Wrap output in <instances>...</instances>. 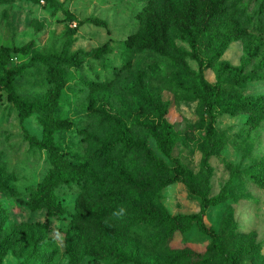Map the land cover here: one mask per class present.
Wrapping results in <instances>:
<instances>
[{"label":"rangeland","instance_id":"374dc122","mask_svg":"<svg viewBox=\"0 0 264 264\" xmlns=\"http://www.w3.org/2000/svg\"><path fill=\"white\" fill-rule=\"evenodd\" d=\"M233 1L242 11L245 33L241 39L219 49L207 36H196L190 43L183 33L170 28L174 52L164 56L152 51L132 53L123 44L137 28L136 16L146 0H0V47H7L10 56L8 86L13 98L30 108L23 116L9 98V90L0 86V264L69 263L63 240L79 187H56L58 210L53 215L47 217L43 208L31 210L27 201L50 159L45 149L31 146L26 136L42 138L41 105L48 88L44 65L33 55L77 49L84 53L81 63L66 69L54 108V115L69 119L71 127L53 131L52 140L64 157L86 164L91 195L123 166L134 177L162 185L140 193L125 188L128 203L121 208L147 204L169 214L194 213L200 207L197 191L211 196L228 190L235 196L203 213L204 223L219 236L223 254L195 226L165 239L163 226L139 224L122 237L133 259L119 263L85 256L76 264H264V185L250 177L259 174L264 183V119L251 128L245 112L222 111L227 96L264 103V11L260 0ZM105 42L107 53L98 58L90 55V49ZM198 77L222 88L210 109L198 98ZM88 82L99 84L92 93ZM159 105L166 106L163 117L172 129L167 155L139 124H159L154 110ZM209 112L213 144L205 137ZM122 132L140 141L142 148L122 155L118 143ZM102 141L113 142L115 148L96 153ZM158 161L165 169L154 167ZM177 164L189 171L190 186L181 179L168 180ZM249 242L256 245L253 253H234ZM183 251L187 255L182 259L169 260Z\"/></svg>","mask_w":264,"mask_h":264},{"label":"trees","instance_id":"16d2710c","mask_svg":"<svg viewBox=\"0 0 264 264\" xmlns=\"http://www.w3.org/2000/svg\"><path fill=\"white\" fill-rule=\"evenodd\" d=\"M259 8L264 11V0H260ZM138 26L127 34L123 40L126 50L132 53L152 51L159 55L171 56L174 48L170 42L169 29L172 28L183 33L188 42L199 35L207 36L221 49L232 40L241 39L245 29L242 24V11L233 0H160L155 5L152 0H146L143 7L137 13ZM92 22L103 24L102 21L92 19ZM26 51V47H23ZM109 51L105 42L90 49V55L95 58ZM7 47H0V86L9 90L11 98L19 112L26 116L30 113L29 106L22 101L13 98L8 86L10 68L6 66L10 58ZM84 53L77 49L72 53H52L48 55L34 54L33 58L44 65L43 77L48 88L41 105L42 114L40 126L42 130L41 140L26 136L31 146L46 150L50 159V166L40 182L34 188L27 201L31 210L45 209L46 216L53 215L57 209L54 191L58 185L76 184L79 187L74 199L73 212L69 216L64 233L63 246L69 263L76 264L81 257L90 259H113L123 263L133 259L132 252L122 240L123 235L133 226L139 224H158L165 228V239H169L174 232H185L195 226L201 233L209 236L211 247L219 254H223L221 241L217 232L207 226L203 220V213L209 206L217 205L234 197L228 190L219 191L207 196L203 191H197L200 197V207L194 213L169 214L164 210L156 209L147 204H127V199L122 190L130 189L134 193H140L151 189H158L162 185L158 181L149 178L134 177L123 166L118 168L116 176L109 182H102V189L95 195L89 192V183L85 177L86 164L73 162L58 151L52 140V133L58 129H69L71 121L67 118H58L54 115V108L58 104L59 91L65 83V72L70 67L80 65ZM264 66V57L261 58ZM199 88L198 98L207 109L212 106V98L222 93V88L217 84H208L202 78H197ZM89 92H94L99 84L88 82ZM101 85V84H100ZM90 97V96H89ZM155 113L160 118V123L139 122L149 131L158 149L167 155L172 129L168 121L163 117L166 106L155 107ZM222 111L232 115L236 112L247 114L246 123L255 128L264 119V103H257L240 96H227L222 106ZM209 121L205 123V137L211 144L216 141L212 138L214 129L212 126V114L209 112ZM120 152L127 155L133 149L142 148L140 141L134 140L122 132L118 138ZM115 148L113 142L102 141L98 154L110 152ZM154 167L165 169V165L158 161ZM173 177L169 181L181 179L190 186L191 175L187 169L180 165L173 167ZM251 179L259 186L264 185L261 175L251 173ZM192 188V187H191ZM125 216V217H123ZM255 244L249 242L244 246H238L234 253L252 252ZM255 252V251H254ZM253 253V252H252ZM187 252L173 254L170 261L180 260ZM231 262V257H227Z\"/></svg>","mask_w":264,"mask_h":264}]
</instances>
